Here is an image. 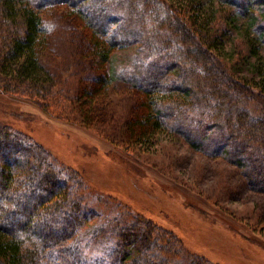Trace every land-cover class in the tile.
<instances>
[{
  "label": "trees",
  "instance_id": "trees-1",
  "mask_svg": "<svg viewBox=\"0 0 264 264\" xmlns=\"http://www.w3.org/2000/svg\"><path fill=\"white\" fill-rule=\"evenodd\" d=\"M259 2L0 0V77L31 84L32 93L41 94L38 57L45 29L40 13L63 5L93 31L88 55L108 63L112 79L144 94L147 108L130 125L133 137L141 140L164 128L203 154L223 156L242 170L249 187L264 193V116L252 113L264 89L230 71L218 53L233 25L249 18L246 39L236 40L234 50L242 55L243 47L263 57L264 24L252 30L255 23H264L254 11ZM118 48L128 50L121 78L119 60L110 59ZM108 78L104 73L99 79L107 84ZM56 160L28 133L0 125V264H97L93 257L86 261L82 250L97 239L95 249L100 244L110 264L215 263L201 255L173 261L185 247L183 234L151 217L139 216L110 230L102 225L82 231L93 215L73 190L85 185L84 178L72 171L69 180L63 179Z\"/></svg>",
  "mask_w": 264,
  "mask_h": 264
},
{
  "label": "rangeland",
  "instance_id": "rangeland-1",
  "mask_svg": "<svg viewBox=\"0 0 264 264\" xmlns=\"http://www.w3.org/2000/svg\"><path fill=\"white\" fill-rule=\"evenodd\" d=\"M263 1L254 10L260 19ZM98 13L104 20V11ZM40 15L45 29L38 57L42 92L36 96L31 84L0 77V125L39 141L58 160L63 179L69 180L72 171L84 178L85 185L73 190L93 215L82 231L123 227L146 216L183 234L185 247L173 261L201 255L214 264H264V193L249 187L242 170L223 156L203 154L164 128L141 140L133 137L130 125L147 108L144 94L112 79L108 63L88 55L93 31L79 15L63 5L44 7ZM237 24L224 37L219 58L234 74L264 89V45L262 60L243 47L238 55L242 50H234L235 42L246 39L249 18ZM263 24L255 23L252 30ZM127 52L118 48L110 54L119 60L120 78ZM104 73L107 84L99 79ZM252 107L254 115L264 116L263 98ZM46 234L52 235L50 230ZM95 241L82 248L85 260L110 264Z\"/></svg>",
  "mask_w": 264,
  "mask_h": 264
}]
</instances>
